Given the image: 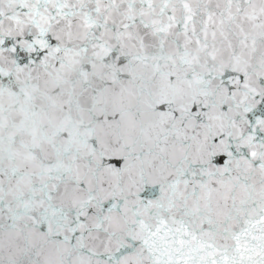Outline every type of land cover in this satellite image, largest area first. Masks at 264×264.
<instances>
[{
    "label": "snow or ice",
    "instance_id": "snow-or-ice-1",
    "mask_svg": "<svg viewBox=\"0 0 264 264\" xmlns=\"http://www.w3.org/2000/svg\"><path fill=\"white\" fill-rule=\"evenodd\" d=\"M0 264H264V0H0Z\"/></svg>",
    "mask_w": 264,
    "mask_h": 264
}]
</instances>
